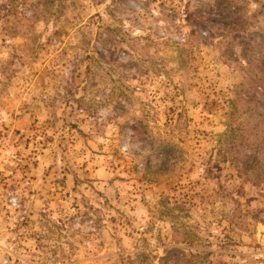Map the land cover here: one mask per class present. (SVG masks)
I'll return each mask as SVG.
<instances>
[{"label": "rangeland", "instance_id": "374dc122", "mask_svg": "<svg viewBox=\"0 0 264 264\" xmlns=\"http://www.w3.org/2000/svg\"><path fill=\"white\" fill-rule=\"evenodd\" d=\"M111 2L30 0L0 22V264H122L186 247V226L213 264H264V182L218 150L264 138L230 102L250 90L238 61L264 62L241 45L264 0ZM230 116L251 127L226 141ZM136 122L182 149L158 182L128 154Z\"/></svg>", "mask_w": 264, "mask_h": 264}, {"label": "trees", "instance_id": "16d2710c", "mask_svg": "<svg viewBox=\"0 0 264 264\" xmlns=\"http://www.w3.org/2000/svg\"><path fill=\"white\" fill-rule=\"evenodd\" d=\"M54 0H44L47 5L52 4ZM100 1V0H99ZM30 0H6V3L0 5V22L9 20L10 14H16L20 10L26 9ZM118 0H112L111 4L117 6ZM261 4V3H260ZM235 9L236 7L233 6ZM50 10V9H45ZM232 12V14H235ZM259 14L264 16V3H262L256 12L252 14L253 19L259 18ZM46 15V14H45ZM44 15V16H45ZM247 32V31H246ZM246 36V37H245ZM245 40L241 45L245 50L264 49V32L260 30L248 31L246 35H242ZM112 50V48H108ZM264 51V50H263ZM111 55L116 54L115 51L110 52ZM234 59L233 54H229V62ZM238 61V59H237ZM238 66L246 72V79L250 83V90L243 92L240 97H236L230 102L233 105L235 101L243 100L249 104L248 109L259 117L257 125L252 127H264V62L255 58L244 57L238 61ZM78 99H74V101ZM227 132L223 135L226 141L233 138L237 131H248V124L236 122L234 119L227 121ZM131 135L135 140H138V151L130 149V156L134 159V164L149 181L155 183L159 181L160 176L169 175L178 168L181 163L183 152L176 144L166 141L158 136L151 135L149 130L142 122H136L130 125ZM228 139V140H227ZM241 143L243 146L238 147V144L229 145V150L223 147L218 149L223 156V162L231 163L237 173L243 179V183L252 182L253 185L260 186L264 182V138L263 141ZM233 142V141H232ZM235 146V147H232ZM231 148H236V154L232 155ZM252 174H256L257 181H254ZM234 224L235 219H231ZM238 223V222H237ZM183 238L181 243L187 245H171L163 249V254H154L148 251H139L134 256L128 255L122 264H213V259L207 251H201L197 248L200 240V235L193 231V227H183Z\"/></svg>", "mask_w": 264, "mask_h": 264}]
</instances>
